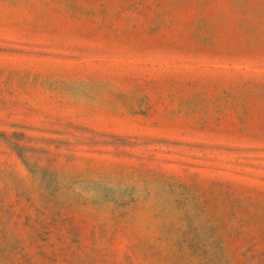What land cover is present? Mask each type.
I'll return each mask as SVG.
<instances>
[{
  "label": "rangeland",
  "instance_id": "1",
  "mask_svg": "<svg viewBox=\"0 0 264 264\" xmlns=\"http://www.w3.org/2000/svg\"><path fill=\"white\" fill-rule=\"evenodd\" d=\"M0 264H264V0H0Z\"/></svg>",
  "mask_w": 264,
  "mask_h": 264
}]
</instances>
